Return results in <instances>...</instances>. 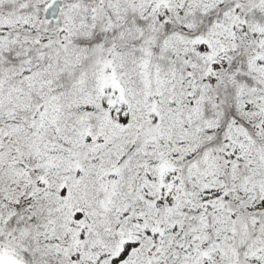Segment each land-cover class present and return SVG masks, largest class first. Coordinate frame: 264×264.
<instances>
[{
	"label": "snow or ice",
	"instance_id": "6c2138e0",
	"mask_svg": "<svg viewBox=\"0 0 264 264\" xmlns=\"http://www.w3.org/2000/svg\"><path fill=\"white\" fill-rule=\"evenodd\" d=\"M0 264H264V0H0Z\"/></svg>",
	"mask_w": 264,
	"mask_h": 264
}]
</instances>
